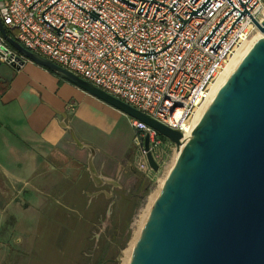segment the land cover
I'll return each mask as SVG.
<instances>
[{"label": "built area", "instance_id": "2783aa9c", "mask_svg": "<svg viewBox=\"0 0 264 264\" xmlns=\"http://www.w3.org/2000/svg\"><path fill=\"white\" fill-rule=\"evenodd\" d=\"M262 9L264 0H0V20L29 52L183 135ZM18 59L0 34V63ZM130 125L133 168L163 173L171 143L137 119Z\"/></svg>", "mask_w": 264, "mask_h": 264}, {"label": "water", "instance_id": "95a60500", "mask_svg": "<svg viewBox=\"0 0 264 264\" xmlns=\"http://www.w3.org/2000/svg\"><path fill=\"white\" fill-rule=\"evenodd\" d=\"M253 24L264 33V20ZM0 34L23 59L151 127L178 152L127 264H264V37L252 45L184 139L179 131L29 52L6 33L1 20ZM18 61L0 63V79L9 80L24 63ZM68 131L74 144L89 152L87 169L95 186L120 187L97 174L94 149ZM147 142L146 136L145 150ZM146 157L156 172L150 153Z\"/></svg>", "mask_w": 264, "mask_h": 264}, {"label": "crops", "instance_id": "0c3cea01", "mask_svg": "<svg viewBox=\"0 0 264 264\" xmlns=\"http://www.w3.org/2000/svg\"><path fill=\"white\" fill-rule=\"evenodd\" d=\"M119 113L28 60L9 80L0 79V264H23L25 258L51 264L40 260L38 243L50 250L47 255L59 253L69 221L92 224L101 217L111 197L104 192L129 198H122L121 186H95L89 152L68 131L94 149L97 174L120 184L131 168H121L124 152L115 153L112 145ZM29 250V256L22 253Z\"/></svg>", "mask_w": 264, "mask_h": 264}, {"label": "rangeland", "instance_id": "374dc122", "mask_svg": "<svg viewBox=\"0 0 264 264\" xmlns=\"http://www.w3.org/2000/svg\"><path fill=\"white\" fill-rule=\"evenodd\" d=\"M49 73L52 74L53 72L49 71ZM132 119L134 118L119 113V117L113 120L114 140L112 145L117 150L115 153H118V151L124 152L122 158H125V160L119 162L124 170L129 168V163L133 166L135 151L133 139L136 132L130 125ZM174 149L172 144L162 148L166 166L163 173H154L148 175L147 178L135 169H132V171L126 169V174L120 178V191L124 197H129V200L128 202L124 200L116 201L107 223H104L103 231H101L103 227L101 221H104L106 207L101 217L95 219L92 224L76 219L69 221V233L62 245L63 250L61 252H52L47 255V251L50 252V250L46 251V245L43 242L38 243L36 247L40 260L43 262L48 261L51 264H97L107 262V260H109L107 264H121V251L127 247L134 229V223L143 213L148 203L149 194L156 188L159 179L163 178L167 169H169ZM2 236L7 237V234ZM0 239H2L1 236ZM40 241H43V239Z\"/></svg>", "mask_w": 264, "mask_h": 264}, {"label": "bare ground", "instance_id": "6f19581e", "mask_svg": "<svg viewBox=\"0 0 264 264\" xmlns=\"http://www.w3.org/2000/svg\"><path fill=\"white\" fill-rule=\"evenodd\" d=\"M260 21L264 20V9H262L260 13ZM261 37H264V33H261L258 29L253 31L249 38L244 39L239 46L236 47L228 65L226 68L221 72V74L215 79L213 84L210 86V97L209 101L213 99V97L216 95L220 87L225 83V81L228 79L230 74L234 71V69L237 67V65L240 63V61L243 59L245 54L249 51V49L252 47V45ZM206 109V104L202 105L201 107H196L194 111L192 112L191 116L187 120V126L185 127V133L183 134L184 139H187L191 133V130L194 128V126L197 124V122L202 117L204 111ZM178 157V152L174 151L173 156L170 160L169 169H167V172L165 173V176L157 182L156 188L149 194L148 196V203L143 211V213L139 216V219L135 221L134 223V229L132 230V235L130 237V240L128 241L127 247L121 251V264H127L131 252L133 250V247L139 237L140 231L143 227V224L147 218V215L149 213V210L156 199L163 182L166 178V176L170 173L171 169L173 168L176 159Z\"/></svg>", "mask_w": 264, "mask_h": 264}, {"label": "flooded vegetation", "instance_id": "af4514ba", "mask_svg": "<svg viewBox=\"0 0 264 264\" xmlns=\"http://www.w3.org/2000/svg\"><path fill=\"white\" fill-rule=\"evenodd\" d=\"M129 168H131V169H130L131 171H132V169L134 170L132 164H130V163H129ZM118 183H119V182H118ZM119 185H120V184H119ZM110 196H111V197H110V202H109V204L107 205V208H106V210H105L104 221H103V222L101 221V223L103 224V227H102L101 231L104 230V225H105V224L107 223V221H108V218H109V216H110V214H111V211H112V207L114 206L115 202L117 201L116 197L113 196V193H111ZM120 196H121V194H120ZM122 198H124L123 195H122ZM124 200L128 202L129 198H127V199L124 198ZM99 220H100V219H99ZM104 223H105V224H104ZM100 234H101V233H100ZM30 252H32V251H30V250H29V251H23L22 253H24L26 256H29ZM82 256H83V255H82ZM108 261H109V260H107V262L104 261L103 263H97V264H107ZM23 264H34V262H33V261H30L28 258H25Z\"/></svg>", "mask_w": 264, "mask_h": 264}, {"label": "trees", "instance_id": "16d2710c", "mask_svg": "<svg viewBox=\"0 0 264 264\" xmlns=\"http://www.w3.org/2000/svg\"><path fill=\"white\" fill-rule=\"evenodd\" d=\"M5 31H6V30H5ZM6 33L9 34L7 31H6ZM12 38H13V36H12ZM52 74H53V73H52Z\"/></svg>", "mask_w": 264, "mask_h": 264}]
</instances>
